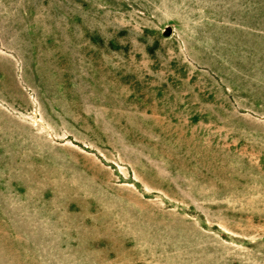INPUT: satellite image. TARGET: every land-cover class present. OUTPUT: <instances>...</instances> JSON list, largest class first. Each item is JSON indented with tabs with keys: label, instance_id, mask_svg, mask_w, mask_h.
<instances>
[{
	"label": "rangeland",
	"instance_id": "obj_1",
	"mask_svg": "<svg viewBox=\"0 0 264 264\" xmlns=\"http://www.w3.org/2000/svg\"><path fill=\"white\" fill-rule=\"evenodd\" d=\"M0 264H264V0H0Z\"/></svg>",
	"mask_w": 264,
	"mask_h": 264
}]
</instances>
